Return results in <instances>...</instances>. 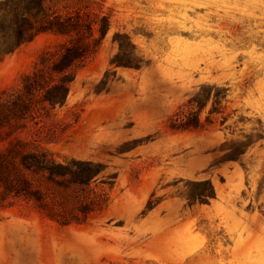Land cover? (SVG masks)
<instances>
[{
	"label": "rangeland",
	"instance_id": "rangeland-1",
	"mask_svg": "<svg viewBox=\"0 0 264 264\" xmlns=\"http://www.w3.org/2000/svg\"><path fill=\"white\" fill-rule=\"evenodd\" d=\"M96 1L112 28L66 104L0 128V152L26 142L69 172L33 176L40 201L0 184V264H264V0ZM116 33L140 68L111 64ZM64 41L0 59V96ZM204 92L223 96L205 126L171 129Z\"/></svg>",
	"mask_w": 264,
	"mask_h": 264
},
{
	"label": "trees",
	"instance_id": "trees-1",
	"mask_svg": "<svg viewBox=\"0 0 264 264\" xmlns=\"http://www.w3.org/2000/svg\"><path fill=\"white\" fill-rule=\"evenodd\" d=\"M111 28V16L104 14L96 0H0V59L42 34L65 38L24 75L19 89L0 96V128L22 129L28 122H36L51 110L64 106L78 71L98 52ZM114 40L119 44V53L111 64L140 68L141 58L131 37L116 33ZM222 98L211 92L198 93L172 117L171 129L203 128V110L210 102L219 105ZM242 153L241 149L236 150V157ZM68 174L66 165L26 142H16L0 152V184L7 194L40 201V192L32 183L33 176L42 175L55 182ZM82 175L75 172L74 179H82ZM209 195L211 192L197 198L203 201L202 197Z\"/></svg>",
	"mask_w": 264,
	"mask_h": 264
}]
</instances>
